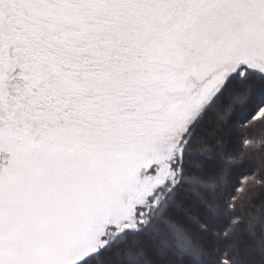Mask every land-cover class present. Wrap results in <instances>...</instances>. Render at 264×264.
<instances>
[{
  "label": "snow or ice",
  "instance_id": "snow-or-ice-1",
  "mask_svg": "<svg viewBox=\"0 0 264 264\" xmlns=\"http://www.w3.org/2000/svg\"><path fill=\"white\" fill-rule=\"evenodd\" d=\"M0 264H264V0H0Z\"/></svg>",
  "mask_w": 264,
  "mask_h": 264
},
{
  "label": "trees",
  "instance_id": "trees-1",
  "mask_svg": "<svg viewBox=\"0 0 264 264\" xmlns=\"http://www.w3.org/2000/svg\"><path fill=\"white\" fill-rule=\"evenodd\" d=\"M258 162V161H257ZM240 175H241V173H237V175H236V179H239L240 178Z\"/></svg>",
  "mask_w": 264,
  "mask_h": 264
}]
</instances>
